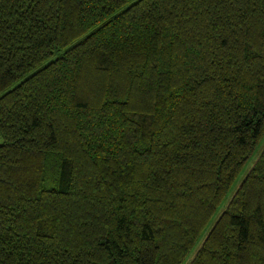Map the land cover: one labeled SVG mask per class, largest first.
Wrapping results in <instances>:
<instances>
[{
    "label": "trees",
    "instance_id": "obj_1",
    "mask_svg": "<svg viewBox=\"0 0 264 264\" xmlns=\"http://www.w3.org/2000/svg\"><path fill=\"white\" fill-rule=\"evenodd\" d=\"M264 0H0V264H264Z\"/></svg>",
    "mask_w": 264,
    "mask_h": 264
},
{
    "label": "rangeland",
    "instance_id": "obj_2",
    "mask_svg": "<svg viewBox=\"0 0 264 264\" xmlns=\"http://www.w3.org/2000/svg\"><path fill=\"white\" fill-rule=\"evenodd\" d=\"M1 142H2V138L0 137V143ZM263 148H264V136H263L262 140H260L259 143L257 144V146H256V148H255V150H254V152L252 154V156L250 157V159L248 160V162L244 166L243 170L240 171V173L238 174L236 180L234 181V183H233L232 187L230 188L229 192L227 193L225 199L219 205L216 213L212 217L213 220L225 209V207L227 206V203L230 200L231 196L233 195L234 191L239 186L241 180L244 178L245 174L250 169V167L252 166V164L255 162V160L257 159V157L259 156V154H260V152H261V150ZM196 248L192 251L191 255L188 257V259L186 260V262L184 264H187L188 263V261L192 257V254L195 252Z\"/></svg>",
    "mask_w": 264,
    "mask_h": 264
}]
</instances>
